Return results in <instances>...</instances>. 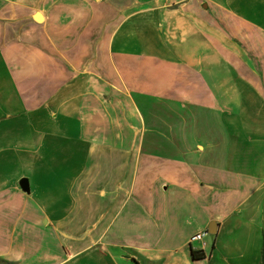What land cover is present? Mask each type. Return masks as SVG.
Segmentation results:
<instances>
[{
    "label": "crops",
    "instance_id": "0c3cea01",
    "mask_svg": "<svg viewBox=\"0 0 264 264\" xmlns=\"http://www.w3.org/2000/svg\"><path fill=\"white\" fill-rule=\"evenodd\" d=\"M0 264H264V0H0Z\"/></svg>",
    "mask_w": 264,
    "mask_h": 264
},
{
    "label": "water",
    "instance_id": "95a60500",
    "mask_svg": "<svg viewBox=\"0 0 264 264\" xmlns=\"http://www.w3.org/2000/svg\"><path fill=\"white\" fill-rule=\"evenodd\" d=\"M19 185L21 186V188L26 191L29 192L30 191V187H29V180L27 178H23L22 180H20ZM210 232L213 233L214 230L210 227Z\"/></svg>",
    "mask_w": 264,
    "mask_h": 264
},
{
    "label": "built area",
    "instance_id": "2783aa9c",
    "mask_svg": "<svg viewBox=\"0 0 264 264\" xmlns=\"http://www.w3.org/2000/svg\"><path fill=\"white\" fill-rule=\"evenodd\" d=\"M206 234H207L206 231H204V232H198V233H196L191 239H192V240H200V239H202Z\"/></svg>",
    "mask_w": 264,
    "mask_h": 264
},
{
    "label": "trees",
    "instance_id": "16d2710c",
    "mask_svg": "<svg viewBox=\"0 0 264 264\" xmlns=\"http://www.w3.org/2000/svg\"><path fill=\"white\" fill-rule=\"evenodd\" d=\"M193 257H200L199 253L193 252Z\"/></svg>",
    "mask_w": 264,
    "mask_h": 264
}]
</instances>
